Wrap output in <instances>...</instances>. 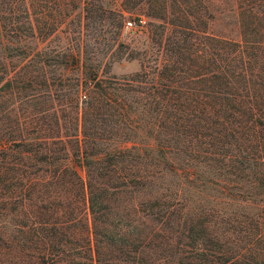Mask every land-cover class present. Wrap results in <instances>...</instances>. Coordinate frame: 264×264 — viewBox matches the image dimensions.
<instances>
[{
	"label": "trees",
	"instance_id": "trees-1",
	"mask_svg": "<svg viewBox=\"0 0 264 264\" xmlns=\"http://www.w3.org/2000/svg\"><path fill=\"white\" fill-rule=\"evenodd\" d=\"M169 5L139 72L78 77L37 126L0 128L5 261L264 264V0H237L239 42L207 33L191 0ZM46 8L0 0V55L11 32L55 30Z\"/></svg>",
	"mask_w": 264,
	"mask_h": 264
},
{
	"label": "rangeland",
	"instance_id": "rangeland-1",
	"mask_svg": "<svg viewBox=\"0 0 264 264\" xmlns=\"http://www.w3.org/2000/svg\"><path fill=\"white\" fill-rule=\"evenodd\" d=\"M191 1L206 20L207 33L241 40L237 0ZM170 2L163 10L159 0H44L48 8L41 15L42 21L51 22L55 17V30L47 36L23 37L19 41L11 32L4 40L9 41L5 43V54L0 55V76L6 72L0 77V128H12L15 117L27 127L30 120L31 126H37L40 116L60 109L57 97H67L78 77L96 72L101 79L123 78L139 72L155 52L159 25L171 28L166 24L173 19ZM22 10L16 14L19 24L24 20ZM138 18L145 20L143 27L124 34L125 22ZM0 21L6 23L1 15ZM67 54L65 62L62 55ZM74 60H78V66ZM6 80L8 85H4ZM67 110L73 117L70 106ZM70 119L67 121L73 125ZM5 256L0 254V264H12V260L5 261Z\"/></svg>",
	"mask_w": 264,
	"mask_h": 264
},
{
	"label": "built area",
	"instance_id": "built-area-1",
	"mask_svg": "<svg viewBox=\"0 0 264 264\" xmlns=\"http://www.w3.org/2000/svg\"><path fill=\"white\" fill-rule=\"evenodd\" d=\"M144 24L145 20L142 18L129 20L124 24L123 33H135L136 31L140 30Z\"/></svg>",
	"mask_w": 264,
	"mask_h": 264
}]
</instances>
